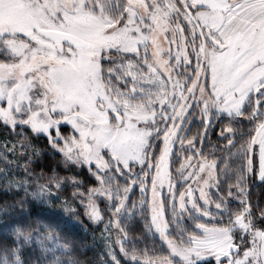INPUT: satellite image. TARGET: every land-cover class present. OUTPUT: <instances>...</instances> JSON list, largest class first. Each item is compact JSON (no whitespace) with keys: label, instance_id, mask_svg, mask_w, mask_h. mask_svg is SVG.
I'll use <instances>...</instances> for the list:
<instances>
[{"label":"snow or ice","instance_id":"snow-or-ice-1","mask_svg":"<svg viewBox=\"0 0 264 264\" xmlns=\"http://www.w3.org/2000/svg\"><path fill=\"white\" fill-rule=\"evenodd\" d=\"M0 123L45 135L98 185L54 174L29 193L5 175L0 189L53 207L52 186L70 182L112 264L116 249L130 264H264V201L249 190L264 187V0H0ZM217 126L223 143L206 151ZM60 211L77 215L69 201ZM140 223L151 247L129 239ZM37 225L4 227L0 245L22 238L46 264H81Z\"/></svg>","mask_w":264,"mask_h":264},{"label":"trees","instance_id":"trees-1","mask_svg":"<svg viewBox=\"0 0 264 264\" xmlns=\"http://www.w3.org/2000/svg\"><path fill=\"white\" fill-rule=\"evenodd\" d=\"M244 123L247 125L246 121ZM218 126L217 129L213 130L211 136L212 143L208 144L206 151H211L214 146L223 143L215 135V131H219ZM195 131L196 129L193 128L192 134ZM5 140L10 142L9 147H11V144H15L18 155L14 158L10 152L7 153L8 160L12 161L11 165L5 160L0 159V170H3L0 171V185L3 184V177L5 175L16 179H28L31 183L28 187L30 193L36 188L37 184L47 183L49 177L54 174L57 178L81 174L79 179L84 181V188L98 186L93 183L94 178H91L87 174L86 168H79L73 164H69L66 167L62 154L51 148L45 135H35L28 128L25 129L24 136L8 135L3 124L0 123V146L4 144ZM21 141L23 144L29 145L27 155L25 156L19 155V153L25 151L21 145ZM0 150H2V147H0ZM28 155L32 156L30 163L28 162ZM26 164L31 175H28L25 171ZM73 187L67 180L62 182V190H57L52 186V197L50 199L53 207L45 206L30 194L26 195L22 187L19 190L13 191H3L0 189V233H2L4 227L10 226H22L27 230H32L38 227L37 221L39 220L52 225L50 230L59 242H72L70 245L72 254L81 264H112L108 258L105 241L100 237L103 224H94L85 216L83 206L72 198V193L75 191ZM84 188L81 190H84ZM249 190L252 193L251 199L253 203L257 200L264 201V187H261L259 182L255 181ZM18 199L24 204L23 209L16 206L13 209L3 211L5 204L12 205ZM133 199H136V196ZM64 201H69L70 206L76 208L77 215L62 213L60 211ZM39 231L41 233L45 232L43 228H40ZM33 234L35 235V232ZM146 236L147 239H145ZM2 238V234H0V239ZM129 239L139 240L140 243L136 245L139 249H143L145 244L148 247H151L153 244L152 238L146 233L143 223L134 226V230L129 232ZM17 243L21 247L23 264H46V260L41 257L39 250L33 251V249H36L34 241L32 244H25L22 238L17 242L11 236L7 240L8 248L0 245V264H11L13 257L10 248ZM46 243L50 242L46 241ZM156 247L159 248L158 241L156 242ZM117 255L119 254L117 253ZM51 258L52 254L49 253L47 260H51ZM120 260L121 264H127L122 258ZM63 264H69L68 260L65 259Z\"/></svg>","mask_w":264,"mask_h":264},{"label":"rangeland","instance_id":"rangeland-1","mask_svg":"<svg viewBox=\"0 0 264 264\" xmlns=\"http://www.w3.org/2000/svg\"><path fill=\"white\" fill-rule=\"evenodd\" d=\"M165 46H167V45H165ZM223 119V117H221V120ZM29 130H31L30 128H28ZM65 131H70V129H66ZM35 134V133H34ZM35 135H37V134H35ZM43 135V134H42ZM176 167H179V165L177 166L176 165ZM256 182H258V181H256ZM121 183H122V181H121ZM213 193H214V190H213ZM134 198V197H133ZM138 198H139V192H138V190H137V194H136V199L135 200H137L138 201ZM98 203H99V205H100V207L103 209L104 207H105V204H104V201H98ZM86 216V215H85ZM87 217V216H86ZM88 218V217H87ZM98 224V223H97ZM116 253H118L119 254V250L118 249H116ZM120 258H122V260L124 261V262H126L127 264H130V262L129 261H127V260H125L124 258H123V256H120V255H118Z\"/></svg>","mask_w":264,"mask_h":264}]
</instances>
